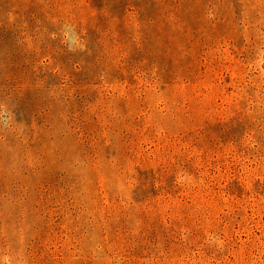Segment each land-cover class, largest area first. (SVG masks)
Returning a JSON list of instances; mask_svg holds the SVG:
<instances>
[{"label": "rangeland", "instance_id": "1", "mask_svg": "<svg viewBox=\"0 0 264 264\" xmlns=\"http://www.w3.org/2000/svg\"><path fill=\"white\" fill-rule=\"evenodd\" d=\"M0 264H264V0H0Z\"/></svg>", "mask_w": 264, "mask_h": 264}]
</instances>
